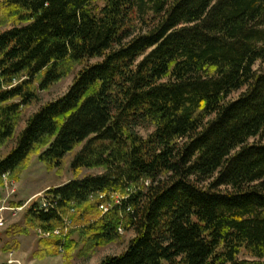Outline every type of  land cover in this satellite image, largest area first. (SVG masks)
<instances>
[{
    "label": "trees",
    "instance_id": "1",
    "mask_svg": "<svg viewBox=\"0 0 264 264\" xmlns=\"http://www.w3.org/2000/svg\"><path fill=\"white\" fill-rule=\"evenodd\" d=\"M262 66L264 0H0V201L35 158L61 172L81 148L75 175L102 171L49 190L57 209L33 203L15 235L69 219L33 254L66 264L129 234L99 264H264Z\"/></svg>",
    "mask_w": 264,
    "mask_h": 264
},
{
    "label": "rangeland",
    "instance_id": "2",
    "mask_svg": "<svg viewBox=\"0 0 264 264\" xmlns=\"http://www.w3.org/2000/svg\"><path fill=\"white\" fill-rule=\"evenodd\" d=\"M257 68H260V65H257ZM262 68H264L262 66ZM75 76H71L55 87H53L48 92H42L40 94V102L33 105L32 107L26 110L25 116L23 118L22 123L20 124V129L18 130V134L23 130L26 124V120L35 112L39 110V108L49 102H53L63 95H65L70 86L73 83ZM240 94H235L232 96L233 99L238 98ZM140 135L143 137H148L151 131H146L144 129L137 130ZM253 142H262L264 144V140L259 138L251 140ZM13 147V144L7 149L8 152ZM81 151V148L77 149L74 153L67 156L65 161L64 169L59 172L57 170L50 171L46 168V166L40 162L39 159L35 158L32 161L31 166L22 174L20 181L18 182H7L5 188L2 190V198L5 199V206L8 207L6 211L4 210L3 223H7L8 226L12 227L14 225H23L24 219L27 214L28 209L35 202H40L42 196H47V192L51 189L59 188L63 185L68 184L72 180L76 178H85L91 175H99L102 173L101 170H89L83 169L80 171L78 175H75L71 166L72 162L77 153ZM44 190L40 194L32 197L35 193ZM2 200V199H1ZM1 202V201H0ZM23 208L21 212H17V215H14L12 210L10 209H20ZM77 228L73 225V229L70 231H76ZM36 234V231L32 232ZM37 235V234H36ZM38 236V235H37ZM39 238V237H38ZM78 233H75L74 239L78 240ZM133 238V234H129L126 236L125 240L120 243H115L109 245L107 247L96 249L90 255H86V251L84 250V246L81 247V250L76 252L75 256L71 260L69 264H99L106 257L111 256H119L121 255L127 248L128 242ZM57 258V257H55ZM45 260V259H44ZM56 264H66L63 255L59 256L58 260H55ZM167 264V263H163Z\"/></svg>",
    "mask_w": 264,
    "mask_h": 264
},
{
    "label": "crops",
    "instance_id": "3",
    "mask_svg": "<svg viewBox=\"0 0 264 264\" xmlns=\"http://www.w3.org/2000/svg\"><path fill=\"white\" fill-rule=\"evenodd\" d=\"M44 190L35 193L32 197L40 194ZM8 207L5 206V199L2 198L0 202V218L4 216V210ZM15 226V225H14ZM7 223H0V264H56L57 258H46L45 260H38L33 257L37 250L39 238L35 233L29 236L15 235L13 227ZM14 241L20 243L19 250L12 252H4L5 248L13 247Z\"/></svg>",
    "mask_w": 264,
    "mask_h": 264
},
{
    "label": "built area",
    "instance_id": "4",
    "mask_svg": "<svg viewBox=\"0 0 264 264\" xmlns=\"http://www.w3.org/2000/svg\"><path fill=\"white\" fill-rule=\"evenodd\" d=\"M39 205H40V209L45 211V212H50V211L56 210L57 206H58V204L54 198H50L47 196L41 197ZM10 210H12L14 215H17V212H21L23 210V208L10 209ZM3 221H4V219H3V217H1L0 223H3ZM72 229H73L72 221H70L69 219H65L63 228L57 229L54 232H44V231L38 229V230H36V234L38 235V237L45 238V239H49V238L55 237V236L66 237L68 235L69 231Z\"/></svg>",
    "mask_w": 264,
    "mask_h": 264
}]
</instances>
